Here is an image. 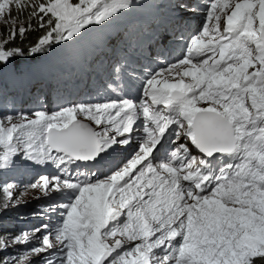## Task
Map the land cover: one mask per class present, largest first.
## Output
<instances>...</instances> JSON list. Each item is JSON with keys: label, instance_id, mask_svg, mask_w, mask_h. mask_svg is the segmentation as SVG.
Returning a JSON list of instances; mask_svg holds the SVG:
<instances>
[{"label": "snow or ice", "instance_id": "6c2138e0", "mask_svg": "<svg viewBox=\"0 0 264 264\" xmlns=\"http://www.w3.org/2000/svg\"><path fill=\"white\" fill-rule=\"evenodd\" d=\"M143 6L0 0V72L91 46L74 87L95 77L113 93L0 115V170L50 167L31 187L61 197L32 213L48 222L0 235V264H264V0H172L178 24L199 23L138 75L129 50L146 28L118 22ZM15 187L0 184V214Z\"/></svg>", "mask_w": 264, "mask_h": 264}, {"label": "rangeland", "instance_id": "374dc122", "mask_svg": "<svg viewBox=\"0 0 264 264\" xmlns=\"http://www.w3.org/2000/svg\"><path fill=\"white\" fill-rule=\"evenodd\" d=\"M154 2L157 3L159 1L158 0H143V3H149L152 5L150 7H147L146 9H141V8L134 9V11H137V14H138L136 15L137 16L136 19H139L143 15H146L147 13L152 12L153 11L152 7L155 5L153 4ZM162 2H164V0ZM141 10H142V13H141ZM188 28L190 30V27ZM106 31L107 29L104 30L105 34H106ZM149 43L151 45L153 44L151 42ZM156 43L162 44L163 41L162 42L157 41ZM144 46L146 48L145 44ZM94 52H95V49L92 48L91 46L85 47L83 51L80 53V56H82V58L81 59L79 58V60H85L84 58L87 57L89 53H94ZM29 57L30 56L20 57L14 60L9 66L11 65L16 66V68L22 67V70H23L24 68H27L26 62H31L28 65V69L29 71L31 70L33 72L29 74H33V73L41 74V72L35 71L36 69H42L43 70L42 72L54 71L55 73H58V75L56 76V81H55V85L57 84L56 91H59L60 87H62V90H64L63 95L65 99H71V100L78 99L77 95L76 94L73 95V90L72 91L69 90L70 87L67 85V83L68 82L70 83L71 81V77L69 76V74H71L72 71L76 70L75 69L76 65H74L73 67H70L71 65L70 63L74 61L75 59L70 55L69 48L55 46L47 53L39 54L38 56L36 55L35 61L33 60V58L29 60ZM80 66H78L77 69L81 68ZM26 73L28 72H24L22 74L24 75ZM25 76L28 77V74H26ZM67 76H68V79L66 78ZM23 78L21 76H17V74L15 75L6 74L5 76L0 78L1 85H8V84L10 85L9 88H4L0 90V95L1 93L8 94V99L6 97L5 98L0 97V115L6 112H12L13 109H17L19 111H30V110H34V109L40 108L41 106H45V105L49 109H54L56 107L57 96L55 95V93L53 94V92H51V94H53L52 98L54 99V101H52L50 100L49 94L47 92L43 93V92L37 91L36 94H34V96H30L26 100V102L21 104L24 109H20L21 105L19 103L17 104L16 98L15 99L13 98L14 93H15V88H16V84L14 83V81L17 82L20 79L23 80ZM88 93L89 92H85L84 95L87 96ZM32 97H35V98L31 102H28V100L31 99ZM22 162L26 165L25 169L21 170L22 168H15L17 164L22 163ZM34 167H36L37 169H35ZM44 169L45 168H41L39 166L29 164L23 161L22 159L17 158L16 163L13 167L7 170H0V174H1L0 184H4L6 182H13L15 185L17 184L13 195L14 197H19L20 199V204L18 207L11 208L9 210H6L3 214H0V235L8 233L14 236L20 233L22 230L34 228V227L41 225L42 223L48 222L47 215H45V217L41 219L38 216L33 217L32 213L40 212L42 206H47L49 204H52L55 201L61 199V197L58 194H54L51 198H45L42 196L39 189H34L32 187H30V189L28 190H24L25 189L24 186L32 182L34 174H35L34 178H37L39 174L46 172ZM14 170L16 172H14ZM26 170H27V173H26ZM13 173H19V176H16V174H13ZM27 174H33V176L23 178L19 182L15 181L16 178L27 176ZM37 197H40V198L37 199ZM56 219L57 217L55 215H52V221H55ZM17 247H21V246H17ZM12 251L13 249L10 248L9 252H12ZM0 255H3V253H0Z\"/></svg>", "mask_w": 264, "mask_h": 264}, {"label": "bare ground", "instance_id": "6f19581e", "mask_svg": "<svg viewBox=\"0 0 264 264\" xmlns=\"http://www.w3.org/2000/svg\"><path fill=\"white\" fill-rule=\"evenodd\" d=\"M158 1L159 2H157V3L154 2L153 4H156V5H159L160 7H162V1L163 0H158ZM151 5L152 4L144 3V6L141 7V9H146L147 7H150ZM164 8L166 9L167 13L169 14L168 15L169 18H168L167 22L162 25V27H169V28H171V30L176 31L177 30V21L174 19L173 12H172V10L170 8V3L169 4L165 3L164 4ZM141 13H142V10H141ZM148 14H150V12ZM136 15H138L137 11L133 10L132 13H128L127 15L122 16L120 21L118 22L119 25H121V26L128 25V24H137V25H139L141 20H142V18L136 19L137 18ZM184 22H185V20H184ZM185 24H186L185 28H188V27H190L192 25V23L188 24L186 22H185ZM116 30L117 29H116L115 26L109 27L107 29V31H106V35H115V31ZM157 41H160V42L163 41L164 42V38L159 33L157 35H155L153 38H151L149 42H151L153 44H158V43H156ZM149 42L145 43L146 49H149V45H151ZM81 58H82V56H80V59ZM70 64H71L70 67H73L74 65H76L75 66L76 70L72 71V73L69 74V76L71 77V81H70V83L69 82L67 83V85L70 87L69 90H72L73 76H75V75H77L78 73H81V72L87 73V65L85 63V60H78L77 61L76 59L74 61H72ZM78 66L82 67V69H85V70L84 71L78 70L77 69ZM31 72H33V71H30L29 73H31ZM29 73H27L28 77L25 76L26 74L25 75H21L22 78L25 76L24 78L26 80L23 78V80L20 79L17 82L14 81V83L16 84V88H15V93H14V97L13 98L14 99L16 98L17 104L18 103L20 105L23 104L24 102H26V100L30 96H34V94H36L37 91H40V92H43V93L47 92L52 97L54 93H55L56 96H58V92H60L62 90V87H60L59 91H56L57 84L55 85V81H56V76L58 75V73H55L54 71H45V72H41V74L40 73L29 74ZM74 73H76V74H74ZM66 78L68 79V76ZM9 87H10L9 84L8 85H1L0 84V90H2L4 88H9ZM51 92H53V94H51ZM62 92L64 94V90H62ZM92 93L95 94V92H92ZM75 94L77 95V98L81 99L79 93L75 92L73 90V95H75ZM0 97H4V98L6 97L8 99V94L7 93H1ZM34 98L35 97H32L31 99L28 100V102H31ZM20 109H24L22 107V105H21ZM16 111H19V110L13 109L12 112H16ZM25 166L26 165L22 162V163L17 164L15 168H22L21 170H23V169H25ZM34 168L37 169L36 167H34ZM14 172H16V171L14 170ZM26 173H27V170H26ZM13 174H16V176H19V173H13ZM0 176H1V174H0ZM29 176H33V174H27V176L16 178L15 181L19 182L23 178H26V177H29ZM34 176H35V174H34ZM34 176H33L32 182L29 183L28 185L24 186V188H25L24 190L30 189L31 184L36 181L35 179H37V178H34Z\"/></svg>", "mask_w": 264, "mask_h": 264}, {"label": "trees", "instance_id": "16d2710c", "mask_svg": "<svg viewBox=\"0 0 264 264\" xmlns=\"http://www.w3.org/2000/svg\"><path fill=\"white\" fill-rule=\"evenodd\" d=\"M37 33H32L29 37H28V42H32L34 43L37 39ZM38 56V55H37ZM36 57V56H35ZM35 57H29V60L31 58H33V60L35 61ZM31 62H26V66L27 68H24L22 70V67L20 68H16V66H9L6 70H4L3 72H0V78L5 76L6 74H10V75H15V74H21V73H24V72H30L29 69H28V65L30 64ZM21 72V73H20ZM27 74V73H26ZM25 75V74H24Z\"/></svg>", "mask_w": 264, "mask_h": 264}]
</instances>
